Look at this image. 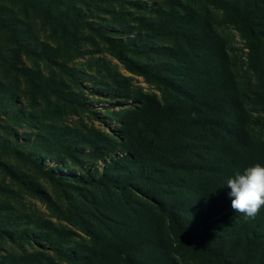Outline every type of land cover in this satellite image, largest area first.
Listing matches in <instances>:
<instances>
[{
  "label": "rangeland",
  "instance_id": "obj_1",
  "mask_svg": "<svg viewBox=\"0 0 264 264\" xmlns=\"http://www.w3.org/2000/svg\"><path fill=\"white\" fill-rule=\"evenodd\" d=\"M27 7L33 22L23 29L35 40L11 32V49L0 53V264H145L148 255L156 264H205L194 246L202 239L186 238L168 211L182 225L203 223L178 210L209 211L191 191L230 192L200 121L219 66L210 47L239 83L253 77L235 10L215 0ZM251 20L264 24L258 14ZM247 107L261 141L249 158L264 165V113ZM242 243L210 247L258 264L255 247Z\"/></svg>",
  "mask_w": 264,
  "mask_h": 264
},
{
  "label": "trees",
  "instance_id": "obj_2",
  "mask_svg": "<svg viewBox=\"0 0 264 264\" xmlns=\"http://www.w3.org/2000/svg\"><path fill=\"white\" fill-rule=\"evenodd\" d=\"M39 1L0 0V53L3 54L11 49V32L23 31L26 35L24 37H27L26 44H29L30 40H35L36 33L30 35L29 31H24L23 28L28 22H33V17L27 6L37 4ZM215 1L235 10V14L240 18V21H238L239 28L244 34V40L247 43L249 42V49L253 52L252 55L250 54L246 58L248 62L250 61L249 66L253 72V77L248 80V83L242 84L239 83L232 71L225 66V63L220 60L217 51L210 47V51L218 56L219 66L216 68L217 73L214 72V76L209 77L213 72L207 74L211 79L208 82L209 86L206 92L213 97L201 103L203 117L200 124L205 129L204 138L209 140L214 138L216 142L214 150L218 152V162L221 166L219 165L217 166L218 169L213 168V170L221 171L220 167H224L226 169L224 171L225 176L229 178L237 171L243 172L245 168L261 162L260 159L249 158L250 153L256 155L258 141H261L254 136V128L260 125V121L252 120L247 116V111L250 110L247 106H251V108L260 106V112L264 113V24H255L259 29L250 26V24H253L251 18L256 14L264 18V0ZM221 48L223 50L222 46ZM1 100H4L5 105H7L13 99L3 95ZM206 109L211 113L210 116L205 115ZM255 112L259 113L257 109ZM215 114L221 117L219 118ZM219 131L222 134L224 133L230 141L223 138ZM261 146L263 148L264 144L261 143ZM191 192L199 197H204V201L211 207L209 211L193 205L181 207L178 210L184 212L188 210L191 213L201 215L206 218L205 222H188L186 225H182L174 215V211H168V213L172 224L178 225L180 229L182 227L186 238L190 240L202 239V242L194 246L195 252L202 257L205 264H236L228 260L227 256L218 254L213 247H210L222 238L226 242L240 238L243 242H247V244L242 243L243 248L254 246L255 260L258 264H264V250L257 245V242L264 241V207L261 208L254 219L245 220L243 215L235 213L231 208V198L228 193L218 190L207 193V196H202L197 192ZM231 223H236L232 227L233 230L232 228L231 230L225 228L230 226ZM239 223H241V226ZM193 224H197L198 228L196 230L195 227L191 228ZM149 256L151 255H148V261L145 264H156L157 261L152 262Z\"/></svg>",
  "mask_w": 264,
  "mask_h": 264
},
{
  "label": "clouds",
  "instance_id": "obj_3",
  "mask_svg": "<svg viewBox=\"0 0 264 264\" xmlns=\"http://www.w3.org/2000/svg\"><path fill=\"white\" fill-rule=\"evenodd\" d=\"M231 198V208L244 216L254 219L264 207V166L257 163L243 172L237 171L226 180Z\"/></svg>",
  "mask_w": 264,
  "mask_h": 264
}]
</instances>
